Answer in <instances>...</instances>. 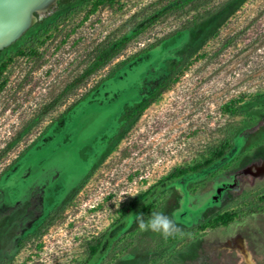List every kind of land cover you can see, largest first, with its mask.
I'll use <instances>...</instances> for the list:
<instances>
[{"label":"rangeland","instance_id":"rangeland-1","mask_svg":"<svg viewBox=\"0 0 264 264\" xmlns=\"http://www.w3.org/2000/svg\"><path fill=\"white\" fill-rule=\"evenodd\" d=\"M33 15L0 49V264H84L123 203L224 143L144 213H175L182 233L132 217L98 264H264V0H55Z\"/></svg>","mask_w":264,"mask_h":264},{"label":"trees","instance_id":"trees-1","mask_svg":"<svg viewBox=\"0 0 264 264\" xmlns=\"http://www.w3.org/2000/svg\"><path fill=\"white\" fill-rule=\"evenodd\" d=\"M112 3L115 0H107ZM124 39L120 42V46L127 43L128 39ZM118 50V48H114L112 50L113 55ZM109 51L101 52L96 57V62L89 72H93L98 67H100L103 63L107 62L112 56L108 54ZM4 70V65L0 66V75ZM168 78H171L168 76ZM167 78V79H168ZM4 83H1L0 87H2ZM156 97H151L144 104L142 103L141 108L139 109L140 115L146 107L152 103V101ZM231 150V144L224 143L213 149V157L207 159L204 163H198L194 167L184 168L178 167L174 169L164 180L159 181L157 184L149 187L145 192L137 194L133 199L127 201L121 205L119 208V212L121 217L117 219L112 226L107 229L102 236L98 240H93L89 244V255L84 264H98L101 259L107 254L108 250L111 247L112 242L121 234V232L127 227L130 222V219L133 217V214L138 213H146L153 205L154 200L167 188L182 179L186 175L197 173L215 163L217 160H221L226 156V154ZM231 215L229 213H225L221 216H218L215 221L220 222L224 225H228L230 221Z\"/></svg>","mask_w":264,"mask_h":264},{"label":"bare ground","instance_id":"bare-ground-1","mask_svg":"<svg viewBox=\"0 0 264 264\" xmlns=\"http://www.w3.org/2000/svg\"><path fill=\"white\" fill-rule=\"evenodd\" d=\"M55 0H0V49L20 37L33 23L35 11Z\"/></svg>","mask_w":264,"mask_h":264},{"label":"clouds","instance_id":"clouds-1","mask_svg":"<svg viewBox=\"0 0 264 264\" xmlns=\"http://www.w3.org/2000/svg\"><path fill=\"white\" fill-rule=\"evenodd\" d=\"M134 223L141 231H152L167 239L178 233H182V229L175 219V213L166 215L161 212H152L148 219L144 213L133 214Z\"/></svg>","mask_w":264,"mask_h":264},{"label":"flooded vegetation","instance_id":"flooded-vegetation-1","mask_svg":"<svg viewBox=\"0 0 264 264\" xmlns=\"http://www.w3.org/2000/svg\"><path fill=\"white\" fill-rule=\"evenodd\" d=\"M179 65H181L179 62H174V66H179ZM167 78H168V76H165L162 79V81L157 83L154 86V89H152V91L145 98L138 99V100L134 101L133 103H128V102L124 101L120 106V110H122L121 115L123 117L121 119H119V121L124 123V122H127V121H130V120L137 118V116L139 114V109L141 108L142 103L144 104L152 96L157 97L159 93H162L163 91H165L167 89L169 82H170V78H168V79ZM60 119H64V118L62 117Z\"/></svg>","mask_w":264,"mask_h":264}]
</instances>
